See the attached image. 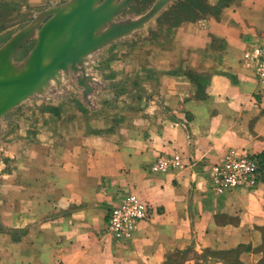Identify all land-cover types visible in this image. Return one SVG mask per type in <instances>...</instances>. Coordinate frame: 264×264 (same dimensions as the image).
<instances>
[{
	"label": "crops",
	"instance_id": "1",
	"mask_svg": "<svg viewBox=\"0 0 264 264\" xmlns=\"http://www.w3.org/2000/svg\"><path fill=\"white\" fill-rule=\"evenodd\" d=\"M263 42L264 0H231L178 24L162 48L161 93L142 99L147 114L127 141L93 146L81 133L54 144L48 179L24 177L17 216L8 215L20 233L0 234V264H264V183L217 196L204 171L229 148L264 155V94L242 61ZM174 154L179 168L146 171ZM117 191L151 209L125 239L104 231Z\"/></svg>",
	"mask_w": 264,
	"mask_h": 264
},
{
	"label": "rangeland",
	"instance_id": "2",
	"mask_svg": "<svg viewBox=\"0 0 264 264\" xmlns=\"http://www.w3.org/2000/svg\"><path fill=\"white\" fill-rule=\"evenodd\" d=\"M71 1L0 3V49L25 33L11 58L17 69L24 68L44 23ZM123 1L113 0L116 4ZM210 1L214 0H131L97 34L113 25H128L149 16L125 34L90 51L74 66L57 71L0 116V234L8 232L18 238L19 230L8 227L13 221L8 215L17 216L24 177L34 178L38 172L39 178L48 179L46 159L55 153V143L81 137V133H86L93 146L102 141L119 144L130 138L131 130L147 114L143 113L142 99L161 93V87H157L162 84L166 72L162 67L167 61L162 55L163 44L181 22L215 14ZM98 153L104 155L106 151L98 149ZM44 188L49 189L48 182ZM109 206L110 202L106 210ZM3 237L0 235V239Z\"/></svg>",
	"mask_w": 264,
	"mask_h": 264
},
{
	"label": "water",
	"instance_id": "3",
	"mask_svg": "<svg viewBox=\"0 0 264 264\" xmlns=\"http://www.w3.org/2000/svg\"><path fill=\"white\" fill-rule=\"evenodd\" d=\"M129 2L131 0L120 4L113 0H72L67 9L55 10L39 30L36 44L22 69H17L11 58L24 41L25 33L11 39L0 49V116L34 93L57 71L74 66L84 55L125 34L149 16L140 22L113 25L97 34Z\"/></svg>",
	"mask_w": 264,
	"mask_h": 264
},
{
	"label": "built area",
	"instance_id": "4",
	"mask_svg": "<svg viewBox=\"0 0 264 264\" xmlns=\"http://www.w3.org/2000/svg\"><path fill=\"white\" fill-rule=\"evenodd\" d=\"M242 61L252 66L255 79L264 94V42L247 48ZM181 166L179 155L157 157L146 169L159 175ZM207 190L221 196L237 190L252 191L264 183V155L244 149L229 148L222 157L205 165ZM148 204L133 191H117L104 215V231L117 239L127 238L137 223L147 220Z\"/></svg>",
	"mask_w": 264,
	"mask_h": 264
},
{
	"label": "trees",
	"instance_id": "5",
	"mask_svg": "<svg viewBox=\"0 0 264 264\" xmlns=\"http://www.w3.org/2000/svg\"><path fill=\"white\" fill-rule=\"evenodd\" d=\"M230 1L231 0H229L228 2L223 3L222 0H218L217 6L215 7L216 8V12H218L220 8L227 6Z\"/></svg>",
	"mask_w": 264,
	"mask_h": 264
},
{
	"label": "bare ground",
	"instance_id": "6",
	"mask_svg": "<svg viewBox=\"0 0 264 264\" xmlns=\"http://www.w3.org/2000/svg\"><path fill=\"white\" fill-rule=\"evenodd\" d=\"M68 8V5L67 6H65V8L64 9H67Z\"/></svg>",
	"mask_w": 264,
	"mask_h": 264
}]
</instances>
